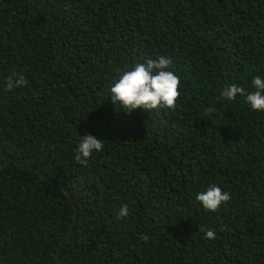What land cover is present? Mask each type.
<instances>
[{
  "label": "trees",
  "instance_id": "trees-1",
  "mask_svg": "<svg viewBox=\"0 0 264 264\" xmlns=\"http://www.w3.org/2000/svg\"><path fill=\"white\" fill-rule=\"evenodd\" d=\"M161 55L175 111L114 106L110 86ZM256 75L264 0H0V264L56 263L67 192L59 264H264V112L221 95ZM88 134L104 148L78 163ZM213 184L231 199L206 212Z\"/></svg>",
  "mask_w": 264,
  "mask_h": 264
},
{
  "label": "clouds",
  "instance_id": "clouds-1",
  "mask_svg": "<svg viewBox=\"0 0 264 264\" xmlns=\"http://www.w3.org/2000/svg\"><path fill=\"white\" fill-rule=\"evenodd\" d=\"M171 65L172 60L163 55L155 59L149 58L143 63H136L131 70L125 71L110 86L108 99L111 100L114 106H119V108H122L129 114L137 109L147 112L160 108L175 111L177 100L181 95V92L178 90L180 79L173 71L169 70ZM27 83L28 81L22 75L17 76L15 79L9 77L6 81V87L10 91L14 87L26 86ZM252 87L255 91L246 93L244 88L233 84L226 87L221 95L227 101L235 100L237 95L245 96L247 104L250 105L253 111L264 112V78L256 75L252 80ZM104 144L102 140L97 139L91 134L81 137L75 150V160L78 163H87L94 152L98 153L103 150ZM230 199V194L222 191L215 184L210 185L196 196L197 202L202 205L206 212H217ZM118 214L120 218H126L129 214L128 206L126 204L123 205L118 210ZM201 231L204 232L206 240L215 239L213 230L202 229ZM140 239L147 241L149 237L142 235Z\"/></svg>",
  "mask_w": 264,
  "mask_h": 264
},
{
  "label": "water",
  "instance_id": "water-1",
  "mask_svg": "<svg viewBox=\"0 0 264 264\" xmlns=\"http://www.w3.org/2000/svg\"><path fill=\"white\" fill-rule=\"evenodd\" d=\"M0 158L12 160V158L10 156H8L6 153H4L2 151H0ZM19 165L22 168L26 169V170H30V171L37 172L44 181L49 182V183H52V180L47 175L43 174L42 171H40L37 167H35L33 165H30V164H25V163H19ZM67 195H68L69 201L72 204V207L74 209V216H73L74 219H73V221L70 224L68 233H67L66 237L64 238V241H63L62 245L58 249V258H57L56 264H59L60 263V254L62 252V249L65 246V244L69 241L70 236L72 234V230L74 228V225H75V223H76V221L78 219V208L74 204L73 197H72V195L69 192H67Z\"/></svg>",
  "mask_w": 264,
  "mask_h": 264
}]
</instances>
